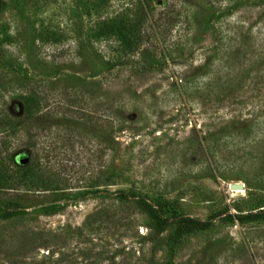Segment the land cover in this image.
Returning a JSON list of instances; mask_svg holds the SVG:
<instances>
[{
	"label": "rangeland",
	"instance_id": "rangeland-1",
	"mask_svg": "<svg viewBox=\"0 0 264 264\" xmlns=\"http://www.w3.org/2000/svg\"><path fill=\"white\" fill-rule=\"evenodd\" d=\"M139 1L0 0V264H264V0Z\"/></svg>",
	"mask_w": 264,
	"mask_h": 264
},
{
	"label": "trees",
	"instance_id": "trees-1",
	"mask_svg": "<svg viewBox=\"0 0 264 264\" xmlns=\"http://www.w3.org/2000/svg\"><path fill=\"white\" fill-rule=\"evenodd\" d=\"M137 2L140 1L137 0ZM142 14L143 17L140 16L137 22L133 21L132 19L126 20L121 15L116 16L118 17V19L114 20L113 22H110V20H99L95 27V34L99 37L117 35L120 37H127L131 39L132 40L131 44L127 45L126 48L134 54L140 50L143 43H146L149 40L147 36V32L145 31L143 25L144 24L143 18L145 17V15L144 13ZM37 38L40 37H38L34 31H32V33L30 32L29 34L25 33V31L19 34L18 31L16 34H14L13 37L11 38L8 37L7 41H9L10 44H8V47H3L2 49H0V74L2 75L4 73H10L11 71L14 72L15 74L14 80L15 82H17L18 85L22 86L24 84V81L27 82L30 77L28 74L26 75L25 67L23 66V63L20 60L23 58L27 60V57L24 55L21 56L20 53L21 51H23L22 53H24L26 52L25 49H28L31 52V54L34 55V52L37 50V45H36ZM10 46L14 47L16 51H12L10 49L11 48ZM78 57L82 64L89 63L90 61L89 55L87 53H81L80 50L78 52ZM95 57H99V56L96 55ZM121 62L122 61H114L110 64L105 62V64L107 63L106 65L110 67V66L120 65L122 64ZM152 64H155V62H153ZM56 68L58 71L55 69L54 71L55 74L57 72L60 73L64 72V69L61 66L56 65ZM62 79L63 78L61 77L59 78L54 77L53 84L58 83V81L59 80L61 81ZM8 83H4V81L0 79V96H2V94H4L3 92L6 91L7 89L9 91L13 90V89H9V87L7 86ZM29 95H27V97L30 98L29 101L33 108L35 107V103L33 102V98H32L33 96H29ZM28 112L29 115H31L32 113L31 107ZM255 122H256L255 124H257L259 121L256 119ZM256 127H258V125ZM182 221L183 222L180 226V231H190L195 228H207L210 226L211 223L210 220L201 221L197 219H191V220L183 219Z\"/></svg>",
	"mask_w": 264,
	"mask_h": 264
},
{
	"label": "water",
	"instance_id": "water-1",
	"mask_svg": "<svg viewBox=\"0 0 264 264\" xmlns=\"http://www.w3.org/2000/svg\"><path fill=\"white\" fill-rule=\"evenodd\" d=\"M227 190L229 191L230 189H244V184L238 181H232V182H228L227 185Z\"/></svg>",
	"mask_w": 264,
	"mask_h": 264
},
{
	"label": "bare ground",
	"instance_id": "bare-ground-1",
	"mask_svg": "<svg viewBox=\"0 0 264 264\" xmlns=\"http://www.w3.org/2000/svg\"><path fill=\"white\" fill-rule=\"evenodd\" d=\"M234 181V180H233ZM230 182H232V181H230ZM238 182H241V181H238ZM241 183H243V182H241ZM244 184V183H243ZM226 185H228V182L226 183ZM244 187H245V185H244ZM242 191H243V189H230L229 190V192H231V193H239V192H241L242 193Z\"/></svg>",
	"mask_w": 264,
	"mask_h": 264
}]
</instances>
